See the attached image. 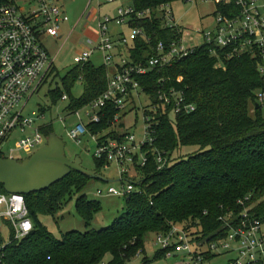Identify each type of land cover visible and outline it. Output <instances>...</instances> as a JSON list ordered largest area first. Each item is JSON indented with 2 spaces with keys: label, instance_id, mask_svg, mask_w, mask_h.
Returning a JSON list of instances; mask_svg holds the SVG:
<instances>
[{
  "label": "trees",
  "instance_id": "1",
  "mask_svg": "<svg viewBox=\"0 0 264 264\" xmlns=\"http://www.w3.org/2000/svg\"><path fill=\"white\" fill-rule=\"evenodd\" d=\"M191 1L132 0V3L136 11L143 12ZM133 27L143 29L152 39L149 45L143 40L135 43L136 62L154 56L153 48L159 42L170 44L175 38V33L162 28L160 20L135 21ZM220 63L221 68H217ZM258 64L257 58H228L224 51H218L216 56L212 48L205 46L172 68L139 78L155 105L159 104L160 81L172 79V83L166 82L169 87L182 77L187 102L196 111L175 115L173 108H169L167 115H158L154 141L143 148L148 163L145 167L137 166L141 182H133L137 192L125 198L124 214L107 228L91 230L103 210L102 203L83 194L92 179L73 171L50 189L25 197L34 229L29 236L14 240L7 247L3 264H130L137 256L146 254L149 235L168 237L177 228L186 233L193 245L207 246L204 254L209 263L217 257L210 246L230 232L224 220L233 213L235 219H230V223L237 225L238 215L244 210L239 202L248 197L251 201L247 207L253 209L252 215H257L264 225V104L257 101V94L264 92V80ZM52 75L54 82L59 77L57 68ZM61 81L64 89L57 87L49 93L55 104L65 94L69 96V114L89 106L108 87L106 68L96 66L93 61L74 67ZM78 83L84 88L81 98L73 97L72 93ZM41 112L47 113L44 108ZM106 114L100 124H92L89 129L95 135L107 133L101 143L124 142L128 135L123 131L124 124L118 126L119 131L112 127L120 111L111 107ZM43 130L47 138L55 133L53 125ZM191 149L197 150L183 154ZM159 156L166 161L160 170ZM94 159L99 174L110 166L106 160ZM1 192L7 194L4 188ZM74 197H77L76 211L87 231H71L56 238L40 217L55 218ZM174 251V247L161 249L153 260L145 259L144 263L165 259ZM109 256L112 259L105 262Z\"/></svg>",
  "mask_w": 264,
  "mask_h": 264
},
{
  "label": "built area",
  "instance_id": "2",
  "mask_svg": "<svg viewBox=\"0 0 264 264\" xmlns=\"http://www.w3.org/2000/svg\"><path fill=\"white\" fill-rule=\"evenodd\" d=\"M116 3L119 0H108ZM216 7V24L212 31L202 32L201 46H197L195 38L187 30L181 28L175 20L171 5H164L156 11L138 12L135 8L118 10L115 20L106 18L99 24L98 46L89 39L88 47L78 52L75 58L76 66L85 64L100 54L107 70L108 87L106 92L89 106L70 115L76 116L79 123L68 130V137L81 143L83 137L89 136L97 144L95 158L106 160L107 164H116L122 179L129 177V172L137 166L145 167L148 163L147 154L143 148L153 143V136L158 126V115H167L168 109L173 108L175 115H189L196 111L194 105L187 102L183 89L184 79L176 80V85L165 86L172 79H163L158 92L159 104L152 103V96L146 92L139 82V78H147L155 71L172 68L176 63L188 58L197 50L207 46L213 49L214 55L224 51L228 58L250 56L259 59L258 70L264 80V0H206ZM95 19L90 14L88 20ZM155 20L162 22V28L175 33V38L166 44L159 42L153 49L155 55L145 61H134L138 40L148 45L152 39L138 27H133L135 21ZM70 22L61 0H0V161L4 159L16 160L17 152H32L42 148L47 137L43 125L46 113L28 115L26 109L30 101L46 85L52 81V73L56 67V58L52 57L44 45V39H64L63 26ZM118 27L124 25L132 29L130 38L125 35L112 36L110 25ZM75 30V29H74ZM71 32L70 36L73 34ZM138 51V50H137ZM138 54V53H137ZM149 55V54H146ZM220 63L217 68H221ZM151 100V105L145 109V137L146 140L138 144L135 135L127 132L126 124L122 120L131 112L142 97ZM69 96L64 95L61 102H68ZM259 104H264V92L257 94ZM114 107L117 114L112 122L113 129L122 123L127 133L126 140L100 141L107 133L93 134L89 126L100 124L107 116L106 110ZM161 110V112H160ZM85 111V122L82 118ZM15 141L7 157L8 144ZM137 157L139 160L137 161ZM159 170L166 165L162 156L158 157ZM122 188L110 187L107 191L98 190L99 196H116L127 198L137 192L136 184L129 181L128 185L122 181ZM251 201L248 197L239 202L244 208L238 215V224L230 223L234 214H230L224 221L229 227V234L210 246V251L218 255L223 251L233 253L236 259L230 264H264V236L262 221L257 215H252V208L247 207ZM34 225L30 218V211L26 198L18 194L0 193V264H3L5 250L14 240H22L33 231ZM8 235V242H6ZM155 245L163 250L175 248L167 254H185L188 261L184 264H208L205 252L201 246L191 243L186 233L175 229L168 237L159 235Z\"/></svg>",
  "mask_w": 264,
  "mask_h": 264
},
{
  "label": "rangeland",
  "instance_id": "3",
  "mask_svg": "<svg viewBox=\"0 0 264 264\" xmlns=\"http://www.w3.org/2000/svg\"><path fill=\"white\" fill-rule=\"evenodd\" d=\"M61 5L64 7L67 15L70 18V22L65 24L62 29V36L64 39H54L47 37L44 39V45L51 53L52 57L56 58V67L59 71V77H55L54 82H50L46 85L34 98L31 99L26 112L30 117L32 114L41 112V108L46 109L47 113L45 120L40 122L43 125H53L55 134H57L66 144L67 156L70 160L74 161L79 158L82 162V167L87 171H96L95 154L97 151V144L89 136L83 137L81 143L72 141L67 132L69 129L75 127L79 123V119L76 116H72L68 113L70 102H59L55 104L50 96V91L62 86V78H64L74 67L75 58L78 52L84 47H88V41L91 39L96 46L99 45V24L106 18L115 20L118 17V10L121 8L128 9L134 8L132 0H119L116 3H109L108 0H61ZM176 23L187 30L190 36L195 38L197 46H201L202 39L200 33L210 32L214 29L216 20V7L206 0H192L191 2H178L171 6ZM90 14L95 15L93 21H89ZM75 29V30H74ZM73 34L70 36L71 32ZM110 33L112 36L125 35L130 38L132 29L129 26L118 27L115 24L110 25ZM96 66L104 65L102 59L98 57L92 59ZM73 97L81 98L84 93L82 83L76 84L72 91ZM151 105V100L146 96L142 97L141 103L127 114L126 118L122 120L125 123L126 130L135 135L138 144L143 143L146 140L145 137V109ZM264 114V105H263ZM82 118L86 122L85 111L81 113ZM119 131V128L117 129ZM125 131V130H124ZM15 146V141L8 144L7 157L11 156L10 150ZM41 149V148H40ZM197 149H191L187 152L183 151V154L188 152H195ZM37 150L32 152H17L14 157L17 161H23L30 158ZM105 179L112 181L111 184L103 183L99 180H91L88 187L83 192L87 195L89 200L100 201L102 203L103 210L96 217L91 230H101L111 226L114 221L124 214L126 209V202L124 197L116 196H99L97 191H107L111 186L117 189H121L122 181L125 185L128 182H134L140 184L141 178L137 167L130 170L128 179H122L121 170L116 164H110L107 168L103 169L101 174ZM77 197H74L65 208L64 211L54 217H40V221L48 228V230L56 237L61 238L63 233L71 231L86 232L85 222L81 219L76 211ZM178 230L181 228H177ZM182 230V229H181ZM197 230L193 231L195 234ZM262 233L264 236V225L262 227ZM6 242H8V235H6ZM154 234L149 235L146 242V254L137 256L130 264H145V259L153 260L156 253L161 248L156 247ZM197 246H201L199 243ZM201 251L205 252L207 246H201ZM208 249V248H207ZM112 259L109 256L105 262ZM236 259V255L233 253H227L223 251L213 258L208 264H230ZM188 261V257L185 254L173 255L159 261H153L151 264H184Z\"/></svg>",
  "mask_w": 264,
  "mask_h": 264
},
{
  "label": "water",
  "instance_id": "4",
  "mask_svg": "<svg viewBox=\"0 0 264 264\" xmlns=\"http://www.w3.org/2000/svg\"><path fill=\"white\" fill-rule=\"evenodd\" d=\"M83 174L92 180L111 184L97 171H87L79 158H68L65 142L55 133L47 144L23 161L4 159L0 161V193L29 196L50 189L72 172Z\"/></svg>",
  "mask_w": 264,
  "mask_h": 264
},
{
  "label": "crops",
  "instance_id": "5",
  "mask_svg": "<svg viewBox=\"0 0 264 264\" xmlns=\"http://www.w3.org/2000/svg\"><path fill=\"white\" fill-rule=\"evenodd\" d=\"M96 57H98L99 59H102V57H101L100 54H96V55H95V58H96ZM92 59H94V57H93ZM92 59H91V61H92ZM102 66H103V65H102ZM47 139H48V138H47ZM46 144H47V142H46ZM46 144H45V145H46ZM45 145H44V146H45Z\"/></svg>",
  "mask_w": 264,
  "mask_h": 264
}]
</instances>
